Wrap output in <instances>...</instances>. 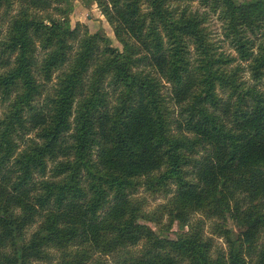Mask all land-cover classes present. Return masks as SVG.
<instances>
[{"label":"trees","instance_id":"obj_1","mask_svg":"<svg viewBox=\"0 0 264 264\" xmlns=\"http://www.w3.org/2000/svg\"><path fill=\"white\" fill-rule=\"evenodd\" d=\"M81 1L122 48L72 0H0V264H264V0Z\"/></svg>","mask_w":264,"mask_h":264},{"label":"rangeland","instance_id":"obj_2","mask_svg":"<svg viewBox=\"0 0 264 264\" xmlns=\"http://www.w3.org/2000/svg\"><path fill=\"white\" fill-rule=\"evenodd\" d=\"M73 1V11L70 14L71 24L76 26L77 23H81L87 25L91 32H96L99 29H104L106 33L112 38L113 44L119 48H122V45L117 40L112 27L106 20L105 16L100 11L97 3L94 1L89 7L85 6L81 0H72ZM244 1V0H238ZM195 9H199L200 6L198 3L194 4ZM53 11V10H51ZM16 12L14 8L10 13L3 14L2 19L4 21V25L2 26L3 32H6L8 26V20L10 16ZM208 30L210 32V38L216 43L219 47L220 51H224L227 54L237 56L236 50L232 47L230 41L224 35L223 25L220 19L216 15H210L209 19L206 23ZM240 62L243 66H247V63L237 60V63ZM244 77L248 79L249 82L253 83L254 81L251 79V75L249 70L244 72ZM170 84L165 82V86L163 88V92L167 98L171 96ZM264 88V84L262 86ZM172 104V103H171ZM4 105L0 104V115L2 113ZM172 197V194H165L163 192H151L145 188V186H140L137 191L134 193V198L140 199L143 202V208L148 213L159 212V214H164L168 212L169 202ZM169 213V212H168ZM168 213H165L160 220V223L153 220H145V222L150 225L153 229H155L158 233L169 236L171 238H176L178 233L180 232L179 223L177 221H171ZM194 219L204 220V228L207 236H210L214 239L215 245L217 247H221L223 249L227 248V243L223 236H219L218 233L214 231L215 223L218 221L217 218H207L201 212L194 214ZM230 226L238 231L236 225H234L233 221H230ZM188 228L186 227V230ZM261 241H264V234L262 235ZM58 254L55 252L53 254V262H56ZM96 257H100V255H95ZM105 256H103L104 258ZM107 262L111 264L112 257H106Z\"/></svg>","mask_w":264,"mask_h":264}]
</instances>
